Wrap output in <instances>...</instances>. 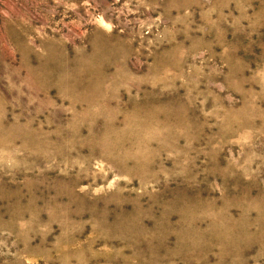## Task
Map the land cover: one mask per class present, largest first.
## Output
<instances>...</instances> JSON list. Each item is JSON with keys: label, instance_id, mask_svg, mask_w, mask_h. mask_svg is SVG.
<instances>
[{"label": "rangeland", "instance_id": "obj_1", "mask_svg": "<svg viewBox=\"0 0 264 264\" xmlns=\"http://www.w3.org/2000/svg\"><path fill=\"white\" fill-rule=\"evenodd\" d=\"M0 264H264V0H0Z\"/></svg>", "mask_w": 264, "mask_h": 264}]
</instances>
